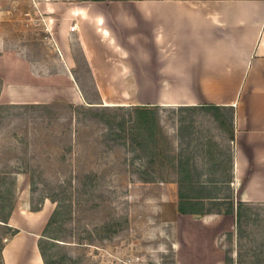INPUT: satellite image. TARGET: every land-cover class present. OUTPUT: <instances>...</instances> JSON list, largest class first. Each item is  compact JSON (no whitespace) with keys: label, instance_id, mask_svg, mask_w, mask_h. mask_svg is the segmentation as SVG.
<instances>
[{"label":"rangeland","instance_id":"1","mask_svg":"<svg viewBox=\"0 0 264 264\" xmlns=\"http://www.w3.org/2000/svg\"><path fill=\"white\" fill-rule=\"evenodd\" d=\"M56 1L123 9L164 0ZM34 11L33 0L0 10V36L33 72L63 74L66 63L56 41ZM112 32L118 46L131 48ZM72 56L84 95L69 93L76 89L61 78L60 88L22 93L21 103L0 99V248L12 234L2 221L9 213L43 210L46 228L57 207L53 198L59 213L42 238L46 245L57 242L51 246L55 264H264V203L246 206L240 226L217 229L214 217H178L175 169L167 158L158 159L156 148L146 144L147 133L132 120V106L153 95L100 96L75 34ZM2 84L0 77V89ZM221 113L218 119L208 110L159 109L168 144L164 153L190 157L201 180L231 177L225 148L233 113L227 108ZM217 184L207 186L211 194L220 192L222 205L210 208L227 211L232 191L228 183Z\"/></svg>","mask_w":264,"mask_h":264},{"label":"crops","instance_id":"2","mask_svg":"<svg viewBox=\"0 0 264 264\" xmlns=\"http://www.w3.org/2000/svg\"><path fill=\"white\" fill-rule=\"evenodd\" d=\"M14 1L0 0V10ZM33 4L38 22L48 26L66 68L63 74L33 72L29 62L5 46L7 41L0 36V99L21 103L22 93L58 89L61 78L77 90L69 93L84 95L73 72L75 34L100 96L150 94L151 100L133 104L183 110L210 104L220 111L230 109L232 131L225 149L230 151L231 177L224 183L232 191L235 211L239 202L264 203V0H164L123 9L76 7L70 6L73 1L56 0H33ZM111 31L131 48L118 46ZM29 80L39 84L30 87ZM187 159L189 168L200 174ZM212 195L220 201V192ZM215 203L222 205L206 202V215L197 216L214 217L217 229L236 222V213L210 208ZM179 216L198 219L178 212ZM45 224L43 210L21 208L10 213L7 225L19 232L5 238L2 263L45 264L39 247Z\"/></svg>","mask_w":264,"mask_h":264},{"label":"trees","instance_id":"3","mask_svg":"<svg viewBox=\"0 0 264 264\" xmlns=\"http://www.w3.org/2000/svg\"><path fill=\"white\" fill-rule=\"evenodd\" d=\"M74 1H84V0H74ZM95 1H113V0H95ZM1 107H3V104L0 103V108ZM199 108L202 110H208L210 112H214L215 116L218 119H220V117L222 116V113L220 111L221 108L219 106L206 104V105L199 106ZM131 109H133L135 112L134 117L132 116L133 122H136L138 124V127L147 133V137H146L147 143L146 144L156 148V151H158L157 157L162 163L164 162L165 158H167L171 166L177 170L176 177L174 178V181L172 182H176L179 187L178 189V202L179 203L177 205L178 212L181 214H189L192 216H197V215L205 216L207 213L206 202L211 201V199L213 201L219 202L218 200H216L218 198H214V196L209 192L212 190H210V188H208L207 185H209L210 183L224 182L222 177L220 178L218 176L210 180H201L202 175L194 173L192 167H191L192 169L189 168L188 161H187L188 159L186 156H184L183 154H180L178 155L179 157H175L174 155H168L164 153V148L167 147L168 144H166L167 142L165 141V139H167V137L165 136L164 130L161 125V118L159 115L160 105H135V106H132ZM161 134H163L162 138H161ZM161 181L166 182V181H171V180L169 178L162 177ZM204 192H207V193H204ZM51 200L57 203V207L55 208L52 216L49 219V222L47 223V226L45 228V233H50V228L52 224L54 223V220L57 214L59 213V209H60V203L58 202V200L53 199V198H51ZM217 205L219 204L215 203V206ZM248 205L250 204L239 202L237 204L236 211H235L233 203L231 202L229 209L225 211V213L227 214L236 213L237 215L236 225L240 226L244 208ZM9 215L5 217V219H3L2 221L8 224ZM10 228L12 230L11 236L19 232L18 229H15L12 227ZM49 237L53 241L54 239H56L52 235H48V238ZM43 238L39 240V247H40L43 259H44V263L45 264H55L56 262L54 261L53 256L51 255V246H54L57 242L55 241L53 243L47 242V245H46L44 243ZM2 246L0 248L1 264H3L2 255H1Z\"/></svg>","mask_w":264,"mask_h":264},{"label":"built area","instance_id":"4","mask_svg":"<svg viewBox=\"0 0 264 264\" xmlns=\"http://www.w3.org/2000/svg\"><path fill=\"white\" fill-rule=\"evenodd\" d=\"M75 28V26L73 27V29Z\"/></svg>","mask_w":264,"mask_h":264},{"label":"water","instance_id":"5","mask_svg":"<svg viewBox=\"0 0 264 264\" xmlns=\"http://www.w3.org/2000/svg\"><path fill=\"white\" fill-rule=\"evenodd\" d=\"M200 217V216H197V218Z\"/></svg>","mask_w":264,"mask_h":264}]
</instances>
